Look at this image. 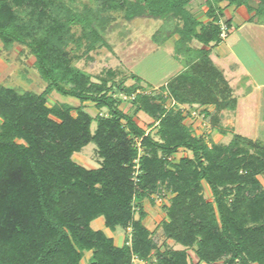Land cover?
I'll return each mask as SVG.
<instances>
[{
  "label": "trees",
  "instance_id": "obj_1",
  "mask_svg": "<svg viewBox=\"0 0 264 264\" xmlns=\"http://www.w3.org/2000/svg\"><path fill=\"white\" fill-rule=\"evenodd\" d=\"M91 1L79 9L66 0H0L3 47L28 48L47 83L40 93L0 84V264H83L87 252L88 264H134L135 256L155 264H264V185L259 178L264 141L240 133L225 144L197 136L180 108L213 105V111L202 110L212 127L223 134L232 131L222 125V117L237 109L238 97L210 49L195 43L209 47L223 41V25L230 28L232 21L222 23L221 2L245 5L253 13L250 20L264 24V0H206L207 22L189 8L198 0ZM115 12H123L127 21L164 19L170 28L153 34L158 44L178 36L174 57L184 69L161 90L136 93L143 86L135 74L133 84L115 88L110 78L93 80L74 66L71 44L91 57L98 42L107 44L105 33ZM77 25L80 36L73 30ZM53 91L81 104L92 102L108 114L93 116L64 102L50 106L47 96ZM135 93L136 111L157 123L158 139L120 107L121 94ZM168 98L177 105L168 109ZM91 142L101 158L97 168L73 159ZM180 148L191 156L169 159ZM203 181L212 201L203 193ZM161 188L172 193L162 233L182 249H161L144 223L143 201ZM101 216L112 231L131 228L122 246L92 227ZM188 248L195 249L196 263L190 262Z\"/></svg>",
  "mask_w": 264,
  "mask_h": 264
},
{
  "label": "rangeland",
  "instance_id": "obj_2",
  "mask_svg": "<svg viewBox=\"0 0 264 264\" xmlns=\"http://www.w3.org/2000/svg\"><path fill=\"white\" fill-rule=\"evenodd\" d=\"M66 1L79 9H82L84 5L92 4L91 0ZM114 15L116 16V20L110 24L105 33L108 45L98 42L95 49L90 52L91 57L83 55L84 49L76 50L75 45L71 44L69 52L73 57L74 66L89 73L93 77V80H99L102 77L110 78V84L114 82L115 88L121 83L126 86L133 84L135 80L131 75L135 74L141 77V85L143 86L136 93H153L161 90L162 87H154V89L152 87L155 84L164 83L173 77L180 67V63L174 59V52L170 49V45L167 43L160 46L153 39V34L156 31H165L170 28V25L163 19L151 16L136 17L127 21L123 18V12H115ZM201 15L199 14L198 16L201 17ZM260 24L256 21L249 24L248 28L253 33L251 39L247 37L248 34L243 35L244 33L240 30L229 32V28L227 27L224 38L227 37V34L228 38L225 39L224 43L222 41L219 44L211 45L215 54L228 50L237 54L240 61L252 73L250 85L253 87L254 94L246 97V89H248L246 88V84L248 81L246 83L244 80L242 86H236L235 94L242 100V108L235 111H226L223 114L222 125L232 128V131L229 130L227 135H221V132L218 131L217 133V130L212 132V139L218 143H228L234 133L249 134L251 137L253 136L264 141V24ZM73 30L76 36L82 34V27L79 25L75 26ZM110 72L112 73L110 74ZM232 78L234 79V77ZM0 84L21 90H31L37 93L44 91L47 86V83L42 79L35 67V57L30 53L28 48L15 44L11 50H6L1 41ZM136 93L132 95L124 94L125 96L121 94L124 101L122 109L127 111L128 108L130 110L134 107ZM47 99L50 106L55 102H64L74 107L82 106L93 116L108 114L107 109H98L92 102L81 104L77 98L62 95L56 91L48 95ZM168 101L169 98L166 102L169 104ZM202 107L197 105L189 107L190 110H196L199 113V116H191V119L194 121L193 126L199 135L212 130L211 118H206L202 115V110H204ZM214 108L213 106L212 111ZM73 114L76 115V110H73ZM137 119L141 126L148 127L147 129L150 130L152 135L158 139L157 127L149 126L148 121L144 118L138 116ZM95 128L96 122H93L92 129L94 130ZM183 156H191V152L181 148L176 152L174 159L179 160ZM73 159L87 168H97L101 162L97 146L93 142L86 145L81 151L75 152ZM260 180L264 184V175L260 176ZM158 193L161 195L160 199H156L154 196L153 198H146L143 202V206L147 212L145 218L146 225L159 238L161 249L165 247L182 249L184 248L182 245L167 239L162 233L161 228L163 221L167 218L165 206L170 203L172 193L164 188L159 189ZM203 193L208 200H213L212 192L205 182L203 183ZM136 217H138V214H136ZM95 221L92 222V227L98 229L99 226H97ZM113 234L116 237L129 235L130 230L119 226L113 231ZM188 253L190 262L196 263L198 258L196 257L195 249L188 248ZM90 256L91 252H87L82 263L88 264ZM200 264L206 263L201 262Z\"/></svg>",
  "mask_w": 264,
  "mask_h": 264
},
{
  "label": "crops",
  "instance_id": "obj_3",
  "mask_svg": "<svg viewBox=\"0 0 264 264\" xmlns=\"http://www.w3.org/2000/svg\"><path fill=\"white\" fill-rule=\"evenodd\" d=\"M253 3V2H252ZM252 5H256L255 2L254 4ZM220 6L223 8L224 10V17L222 18V23L224 24V22L226 21V19H231L232 21V25L231 27L229 28V32L230 31H234V30H240L242 31L244 34L243 35H247V37H250V39L252 38V31L249 30V24H252L254 23L255 21H257V19H255L254 21H251L250 18L251 16L253 15V13H250L248 8L245 6V5H242L240 7H236L234 5H228V2L224 1V2H221L220 3ZM189 8L191 9V11L193 13H195V15L197 14V18L202 21V22H207L209 21V19L206 17L205 15V12L207 10V6H206V0H198L196 2H194L193 4H191L189 6ZM199 12V13H198ZM199 14H202L201 17L198 16ZM164 20V19H163ZM261 25V24H260ZM236 26H239V27H236ZM236 27V28H235ZM246 32V33H245ZM228 38V34H227V37H225L223 39V43L225 41V39ZM177 40V35H174L172 37H170L167 41H165L163 44H157L160 45V46H163L165 44H169L170 45V49L173 50L174 52V49H175V42ZM196 46L198 47H203V48H209L210 51H211V58L213 59V61L224 71V74L226 76V78L228 79V81L230 82L231 86L233 87L234 89V93L236 92L235 88L236 86L240 87V85L242 86L243 84V81L245 80V82L248 83L246 84V88L249 89V91H247L248 89H246V92H247V95L246 97H249L250 95H254L253 94V87L250 85L251 84V81H250V78H252V73L250 72L249 69H247L245 67V65L243 64V62L240 61L239 57H237V54L231 50H228V51H223V52H220V53H217L215 54L213 52V49L211 48V46L207 47V46H204L202 44H199V43H195ZM174 55V53H173ZM175 61H177L178 63H180V67L177 69V72L173 75L176 76L178 73H180L183 69H184V65L179 61L177 60L175 57H174ZM234 61H232V60ZM231 62H233V64H231ZM139 77V76H138ZM171 77V78H173ZM234 77V79L232 78ZM141 78V77H139ZM170 78V79H171ZM166 80L164 83H158V84H155L153 85V89L154 87L156 88H159V87H162L163 85H166L167 82L170 80ZM235 81V82H233ZM144 85V84H143ZM259 86H263V85H259ZM245 92V93H246ZM249 92V93H248ZM124 95V94H122ZM236 95V94H235ZM125 96V95H124ZM123 96V97H124ZM237 96V95H236ZM124 104V101L121 103L120 107L122 108V105ZM241 104H242V100H240L238 98V106H237V109L239 110L241 107ZM212 105H209V106H203L202 109L204 110H208V111H212ZM127 113H130V114H133L134 115V119L136 120V122L139 124V121L137 119V117H141V118H144L145 120L148 121V124L149 126H153V127H156L157 123L154 122L153 118H151L148 114H146L145 112L141 111V110H138L136 111V107L134 105V107L132 109L129 110V108L127 109L126 111ZM243 113H244V110H243ZM252 118V116H250ZM193 119H191V116L189 115H186L185 116V123L190 126L194 132L196 133L197 136H205L206 138H211L213 136V133L215 130H217V133H218V129L216 128H213L212 127V130L208 131V133H203L201 135H199L197 132H196V128H194V123H193ZM140 125V124H139ZM141 126V125H140ZM143 127V126H142ZM145 128V127H144ZM148 127H146L145 129L147 130V133L150 132L149 129H147ZM220 132V131H219ZM221 135H227L228 132L226 134H223V133H220ZM243 135H246V134H243ZM246 136H249L246 135ZM251 137V136H249ZM253 139H258V138H255V137H251ZM213 141H216L214 139H212ZM217 142V141H216ZM181 149V148H180ZM185 149V148H184ZM176 154V153H175ZM175 154L173 156H175ZM260 178V176H259ZM205 181H203L204 183ZM206 183V182H205ZM264 185V184H263ZM144 202V201H143ZM145 209V208H144ZM96 223H97V226H99L98 229H102L108 236H111L114 238L115 240V243L116 245L118 246H122L126 239H127V236L128 235H122L120 237H116L114 234H113V231L109 228H107L105 225V220L104 218L101 216V217H98L97 219H95ZM146 219H144V223L146 224ZM147 226V225H146ZM148 227V226H147Z\"/></svg>",
  "mask_w": 264,
  "mask_h": 264
},
{
  "label": "built area",
  "instance_id": "obj_4",
  "mask_svg": "<svg viewBox=\"0 0 264 264\" xmlns=\"http://www.w3.org/2000/svg\"><path fill=\"white\" fill-rule=\"evenodd\" d=\"M225 29H226V26L225 25H223V33H222V37H224V34H225ZM134 97V96H133ZM126 98V97H125ZM169 104L168 103H166V107L168 108V109H170V108H172V107H175L176 105H177V103H176V101L174 100V99H169ZM189 105L187 106L186 104H184V105H181L180 106V108L182 109V111H183V113H184V115L186 116V115H190V116H199L198 114V112L195 110V111H192V110H190L189 109ZM203 116H204V114H202ZM205 117V116H204ZM138 141V146H139V149H140V153H142L143 152V149H142V147H141V140L140 139H138L137 140ZM174 158V156H171V157H169V159H173ZM135 172H134V180L137 182L138 181V174L140 173V167H139V160L137 159V160H135ZM155 196V198L157 199H160V194L159 193H155V194H153V197ZM130 231H131V228L129 227L128 228ZM154 261H156V260H154ZM133 262H134V264H150V262L148 261V260H143V259H140V258H138L137 256H135L134 258H133Z\"/></svg>",
  "mask_w": 264,
  "mask_h": 264
}]
</instances>
